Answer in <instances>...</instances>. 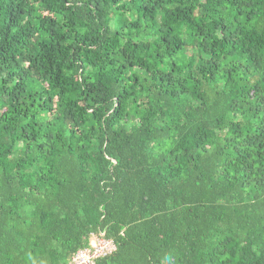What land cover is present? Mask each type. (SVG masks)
Returning <instances> with one entry per match:
<instances>
[{"label": "trees", "instance_id": "16d2710c", "mask_svg": "<svg viewBox=\"0 0 264 264\" xmlns=\"http://www.w3.org/2000/svg\"><path fill=\"white\" fill-rule=\"evenodd\" d=\"M264 264V0H0V264Z\"/></svg>", "mask_w": 264, "mask_h": 264}, {"label": "built area", "instance_id": "2783aa9c", "mask_svg": "<svg viewBox=\"0 0 264 264\" xmlns=\"http://www.w3.org/2000/svg\"><path fill=\"white\" fill-rule=\"evenodd\" d=\"M116 251L112 240L103 232L89 235L88 245L73 254L67 264H96L98 260L111 256Z\"/></svg>", "mask_w": 264, "mask_h": 264}]
</instances>
